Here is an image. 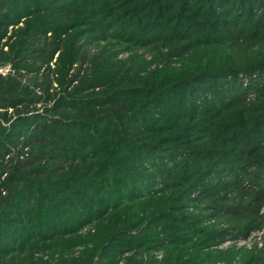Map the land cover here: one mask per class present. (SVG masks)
<instances>
[{
	"label": "trees",
	"instance_id": "obj_1",
	"mask_svg": "<svg viewBox=\"0 0 264 264\" xmlns=\"http://www.w3.org/2000/svg\"><path fill=\"white\" fill-rule=\"evenodd\" d=\"M5 68L0 264H264V0H0Z\"/></svg>",
	"mask_w": 264,
	"mask_h": 264
},
{
	"label": "built area",
	"instance_id": "obj_2",
	"mask_svg": "<svg viewBox=\"0 0 264 264\" xmlns=\"http://www.w3.org/2000/svg\"><path fill=\"white\" fill-rule=\"evenodd\" d=\"M2 74V70H0ZM258 79L257 76H246L241 75L240 80L243 83L245 88L250 87L252 82H255ZM256 99V94L250 92L248 95V102L254 101ZM261 214H264V207L261 211ZM211 223H214L212 221ZM232 247H236L237 249H244L250 252L253 251H261L264 249V228L258 229L253 231L248 237L246 238H238V239H227L224 243H222L217 248L219 249H229Z\"/></svg>",
	"mask_w": 264,
	"mask_h": 264
},
{
	"label": "rangeland",
	"instance_id": "obj_3",
	"mask_svg": "<svg viewBox=\"0 0 264 264\" xmlns=\"http://www.w3.org/2000/svg\"><path fill=\"white\" fill-rule=\"evenodd\" d=\"M9 71V68H5L2 70V74H6Z\"/></svg>",
	"mask_w": 264,
	"mask_h": 264
}]
</instances>
